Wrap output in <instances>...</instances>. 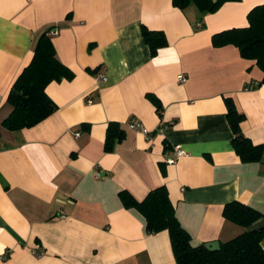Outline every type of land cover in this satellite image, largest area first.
<instances>
[{
	"label": "crops",
	"instance_id": "obj_1",
	"mask_svg": "<svg viewBox=\"0 0 264 264\" xmlns=\"http://www.w3.org/2000/svg\"><path fill=\"white\" fill-rule=\"evenodd\" d=\"M261 4L226 2L199 20L172 0H0V264H176L168 232L148 234L122 191L141 202L165 187L193 247L244 232L223 218L227 203L264 216L263 73L236 47L211 44L247 27ZM142 27L165 36L155 56ZM52 28L56 58L74 76L46 86L53 114L7 131L10 89ZM226 98L244 116L242 136L263 146L260 162L234 152ZM131 119L147 134L129 129ZM112 122L125 137L105 152ZM176 145L184 153L167 164Z\"/></svg>",
	"mask_w": 264,
	"mask_h": 264
},
{
	"label": "trees",
	"instance_id": "obj_2",
	"mask_svg": "<svg viewBox=\"0 0 264 264\" xmlns=\"http://www.w3.org/2000/svg\"><path fill=\"white\" fill-rule=\"evenodd\" d=\"M240 0H172L173 7L184 11L194 6L199 20L216 12L226 2ZM248 26L230 29L212 36L213 47L232 45L239 51L241 58L255 61L263 73V78L256 86L264 85V4L253 7L247 14ZM202 24H199V28ZM45 31L37 40L33 57L13 83L7 102L11 112L3 120L1 126L10 132L34 127L56 110L55 104L48 98L45 88L51 82L71 80L73 73L56 58L50 37ZM142 37L148 46L151 56L167 45L161 31H150L142 27ZM255 87V86H253ZM160 114L159 100L153 95H146ZM226 120L233 133L232 148L243 163H258L262 159L263 146L253 145L242 136L240 123L244 116L238 113L233 101L224 100ZM89 129V126H83ZM125 134L118 123H109L106 128L104 151L111 152L114 145L120 142ZM125 207H134L146 220L148 234L166 230L169 234L172 253L176 264H264V250L261 241L264 239V228L257 232L247 229L257 221L264 219L254 209L233 201L224 205L223 218L241 228L244 232L239 236L220 244L218 251H208L204 244L198 247L191 245L189 234L181 227L175 216L165 187L150 191L143 201L137 202L125 191L119 194Z\"/></svg>",
	"mask_w": 264,
	"mask_h": 264
},
{
	"label": "built area",
	"instance_id": "obj_3",
	"mask_svg": "<svg viewBox=\"0 0 264 264\" xmlns=\"http://www.w3.org/2000/svg\"><path fill=\"white\" fill-rule=\"evenodd\" d=\"M47 35L49 37H54L56 35H58V30L56 28H52L48 31ZM100 80H105V78L103 76H100ZM178 81L180 83L184 82L185 81V78L184 76L180 75L178 77ZM128 128L133 130V131H140L142 132L143 134H147V131L139 124V122L135 119H131L128 124H127ZM183 150L181 149L180 146L176 145L174 146V157L173 158H168L166 159V163L167 164H173L175 162V160L179 157H181L183 155Z\"/></svg>",
	"mask_w": 264,
	"mask_h": 264
},
{
	"label": "water",
	"instance_id": "obj_4",
	"mask_svg": "<svg viewBox=\"0 0 264 264\" xmlns=\"http://www.w3.org/2000/svg\"><path fill=\"white\" fill-rule=\"evenodd\" d=\"M264 228V219H261L257 221L256 223L252 224L250 227H248L249 232H257L260 231ZM204 247L211 252L218 251L220 249V244L219 242H209L204 244Z\"/></svg>",
	"mask_w": 264,
	"mask_h": 264
}]
</instances>
